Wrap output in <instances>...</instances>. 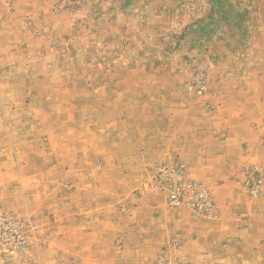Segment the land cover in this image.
<instances>
[{
  "label": "crops",
  "instance_id": "obj_1",
  "mask_svg": "<svg viewBox=\"0 0 264 264\" xmlns=\"http://www.w3.org/2000/svg\"><path fill=\"white\" fill-rule=\"evenodd\" d=\"M53 1L0 0V58L15 56V45L5 33L19 28L13 27L10 19L17 12L35 18L43 8L47 9L45 15L49 18L48 7ZM21 5L25 8L23 13ZM3 15L7 20L2 22ZM33 22L35 26L41 24L35 19ZM83 76L68 73L67 79L64 75L61 87L67 84L65 94L55 93L57 88L50 91L53 85L29 93L0 87V123L4 129L9 123L5 117L7 111L14 113V123L26 121L30 127L28 135H0V167H5L3 173L0 169V206L19 208L21 184L14 175V161L19 156L28 157L30 170L23 176L29 177L28 184L35 188L38 198L36 205L29 207L45 217L41 223L48 233L51 256L60 253L68 261L73 257L74 264H141L140 256L146 253L143 249L150 246L158 249L162 241L174 236L179 238L181 254L188 264H264V197L247 200L239 189L242 164L264 160V118L251 123L254 117L245 113L248 109H228L225 100L219 119L181 123L175 114L165 117L164 90L148 87L145 123H134L128 109L134 90L126 75L99 73L91 83L85 82ZM5 77L0 68V81ZM73 77L77 83L72 87ZM122 84L125 88L117 87ZM23 95L29 100L22 104L19 101ZM79 103L84 105L80 107ZM247 104L245 107L253 108ZM174 106L179 112V106ZM20 108L27 112L28 118L18 116ZM39 110L43 112L40 118L45 119L48 133L55 131V123H63V129L65 123L73 125L81 112L92 110L94 115L93 123H81L71 136L63 137L62 155L56 152L53 143H48L47 162L40 175L36 167ZM142 151L149 172L157 162L178 156L186 166L187 175L205 183L213 192L215 217L205 222L195 221L181 208L184 216L166 217L165 197L146 190L135 202L129 199L119 205L122 191L116 178H110L106 188L100 182L93 184L92 180L100 181L105 176L102 174L107 173L105 168L95 166L94 161L113 160L119 155L121 160H128L131 153ZM59 156L63 166L53 162ZM71 175L79 177L70 195L76 200L68 202L64 193L57 196L62 200H54L55 179ZM39 176L45 177L43 182L38 183ZM109 176L116 173L110 171Z\"/></svg>",
  "mask_w": 264,
  "mask_h": 264
},
{
  "label": "rangeland",
  "instance_id": "obj_2",
  "mask_svg": "<svg viewBox=\"0 0 264 264\" xmlns=\"http://www.w3.org/2000/svg\"><path fill=\"white\" fill-rule=\"evenodd\" d=\"M23 6L21 13L25 9ZM40 10L35 18L17 12L10 19L13 27L19 30L5 33L15 45V56L0 58L1 72L6 75L0 81V87L18 88V93L21 89L29 93V90L37 92L53 85L50 91L57 88L55 93L65 94L68 87L67 84L61 87V81L68 73L84 75L85 82L91 83L99 73L116 72L119 76L126 75L133 87L134 97L128 109L134 123H145V89L148 87L164 90L165 117L175 114L181 123L192 119H219L225 100L228 109H248L245 113L254 117L251 123H257L259 117L264 118V0H54L48 7L49 18L45 15L47 9ZM34 19L41 24L35 26ZM6 20L3 15L1 21ZM196 76L205 79L203 94L187 88ZM74 79L70 84L72 87L77 83ZM117 87L125 88L124 84ZM28 100L29 97L23 95L19 103ZM247 103L253 108L245 107ZM174 104L179 106V112L174 109ZM83 105L79 103L80 107ZM18 110H21L18 116L28 118L24 109ZM39 112L36 167L40 175L47 162L45 148L48 143H53L56 152L62 155L63 137L71 136L81 123H93L94 115L92 110L81 112L71 123L73 125L65 123L63 129V123H55V131L48 133L45 119L40 118L43 112ZM13 115L12 111H7L8 128L5 130L0 123V135H28L29 123H14ZM143 157L142 151L131 153L128 160H121L119 155L113 160L94 161L95 166L105 168L107 173L102 174L105 176L100 181L92 180L93 184L100 182L106 188L110 178H116L118 189L122 191L118 197L119 205L129 199L135 202L145 195V190L165 197L147 186L152 169L150 172L145 169ZM53 162L63 166L61 156ZM245 165L263 170L257 196H253L243 183ZM30 166L28 157L15 158L14 175L21 184V204L19 208L0 206V218L8 213L32 227L26 226L21 232L26 237L21 251L6 247L1 242L5 238H0V264H74L73 257L68 261L60 253L49 254L48 233L46 235L45 225L41 223L45 217L38 215L36 208L29 207L35 206L38 200L35 188L28 184L29 177L23 176L28 175ZM0 169L3 173L5 167ZM110 171L116 176H109ZM42 178L45 177L39 176L38 183L43 182ZM62 178L55 179L57 188L53 199L62 200L57 196L64 193L68 202L76 200L70 195L76 189L79 177ZM206 186L212 194L216 214V199ZM239 189L247 200L264 197V160L242 164ZM160 201L164 204L163 197ZM164 207L166 217L184 216L180 208L187 210V215L195 221L205 222L215 217L195 219L186 205L170 207L165 202ZM1 225L0 220V231ZM171 242L178 243L181 252L179 238L169 236L158 249L155 246L143 249L146 253L140 256L141 264H154L157 254L162 251L175 257L176 251L169 248Z\"/></svg>",
  "mask_w": 264,
  "mask_h": 264
},
{
  "label": "built area",
  "instance_id": "obj_3",
  "mask_svg": "<svg viewBox=\"0 0 264 264\" xmlns=\"http://www.w3.org/2000/svg\"><path fill=\"white\" fill-rule=\"evenodd\" d=\"M187 88L197 94H203L206 89L205 79L203 76H196ZM242 174L246 189L253 196H257L263 179L262 168L245 165ZM147 186L163 193L170 207L188 206L195 219H211L215 216V204L209 189L204 183L189 178L184 162L177 157L157 163L151 170ZM0 220L2 221L0 238H5L1 242L17 251L24 249L26 237L21 232L26 226L32 227L31 224L8 213ZM169 248L175 250L177 255L171 257L162 251L157 254L154 264H187L181 255L178 243L171 242Z\"/></svg>",
  "mask_w": 264,
  "mask_h": 264
}]
</instances>
